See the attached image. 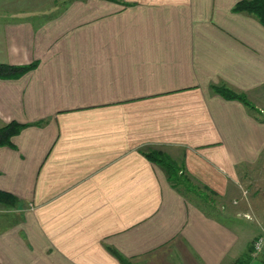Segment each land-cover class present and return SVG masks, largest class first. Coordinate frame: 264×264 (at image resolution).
I'll return each mask as SVG.
<instances>
[{"label": "crops", "instance_id": "crops-1", "mask_svg": "<svg viewBox=\"0 0 264 264\" xmlns=\"http://www.w3.org/2000/svg\"><path fill=\"white\" fill-rule=\"evenodd\" d=\"M240 1L0 10V64H35L0 76V128L23 125L0 146V264H235L250 249L264 224V24Z\"/></svg>", "mask_w": 264, "mask_h": 264}, {"label": "trees", "instance_id": "trees-1", "mask_svg": "<svg viewBox=\"0 0 264 264\" xmlns=\"http://www.w3.org/2000/svg\"><path fill=\"white\" fill-rule=\"evenodd\" d=\"M233 10L235 12H247L253 14L264 24V0H243L238 2ZM34 67L35 64L21 66L0 64V76L8 78L18 77L30 71ZM216 91L227 98H236L242 100L244 103L250 106L245 94L237 93L225 85L217 86ZM22 128L23 125L17 122H11L0 128V146L10 145L12 137L16 135ZM147 154L150 159L156 161L166 169L168 176L175 185L181 184L182 186H185L186 178H184V175H180L178 166L168 157L167 154L157 150H150V152ZM7 197L8 195L0 192V202H3V200ZM119 258L122 264H133L131 261H128V259H125L120 255ZM256 259L257 258L253 256L252 245L250 249L235 262V264H255ZM257 262L264 264V254H261L260 260H257Z\"/></svg>", "mask_w": 264, "mask_h": 264}, {"label": "rangeland", "instance_id": "rangeland-1", "mask_svg": "<svg viewBox=\"0 0 264 264\" xmlns=\"http://www.w3.org/2000/svg\"><path fill=\"white\" fill-rule=\"evenodd\" d=\"M70 1L72 0H0V10L3 7H5L6 10L19 9L22 12H26L29 14L30 11L32 10H36V9L41 10L42 8H49L55 5L61 6L62 4L68 3ZM50 9L51 8L47 10H50ZM246 221H247L246 219L240 218V219H230L228 222L231 225H236V226L238 225V227L240 228L239 224L240 223L245 224Z\"/></svg>", "mask_w": 264, "mask_h": 264}, {"label": "built area", "instance_id": "built-area-1", "mask_svg": "<svg viewBox=\"0 0 264 264\" xmlns=\"http://www.w3.org/2000/svg\"><path fill=\"white\" fill-rule=\"evenodd\" d=\"M264 254V224L261 227L260 234L253 241V255Z\"/></svg>", "mask_w": 264, "mask_h": 264}]
</instances>
